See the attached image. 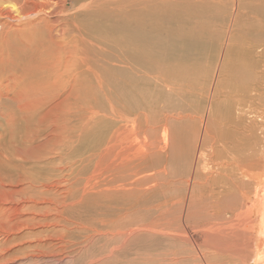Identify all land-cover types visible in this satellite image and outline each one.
I'll use <instances>...</instances> for the list:
<instances>
[{"label": "bare ground", "instance_id": "6f19581e", "mask_svg": "<svg viewBox=\"0 0 264 264\" xmlns=\"http://www.w3.org/2000/svg\"><path fill=\"white\" fill-rule=\"evenodd\" d=\"M159 63L186 94H173L156 139L111 99L90 97L72 127L46 123L51 112L36 125L23 109L19 143L15 114L0 112V264L33 244L61 256L77 231L88 245L111 243L104 259L160 235L205 240L228 264L247 253L264 264V0H0V94H132ZM150 155L163 156L153 170L142 165ZM170 184V207L143 217ZM190 207L199 232L179 216Z\"/></svg>", "mask_w": 264, "mask_h": 264}, {"label": "rangeland", "instance_id": "374dc122", "mask_svg": "<svg viewBox=\"0 0 264 264\" xmlns=\"http://www.w3.org/2000/svg\"><path fill=\"white\" fill-rule=\"evenodd\" d=\"M169 69L170 67L168 68L167 65H160L159 63L156 67H153L150 70H144V77L140 86V90L132 94L129 93V91L128 94L127 92H122L121 94H54L52 90L48 91V94H27L26 96H24L25 94H0V112L2 114H7V112L9 113L11 111L15 114L17 118L16 124L18 122L15 129L17 135L16 143H19V132H21V129L23 128V122L21 121V116L19 115H21L20 113L23 109L32 114L35 113V118L39 117L43 113L51 112L53 118L46 119L45 121H48L46 123L54 121L58 124H63V126L72 127L80 121H84L82 119H85L83 118V115L87 110L88 103L92 104L90 97H93L99 101H103L104 103L111 99L116 102V109L123 114L130 115L131 117H136V115L140 114L142 124L145 125L148 130L151 129V134L153 135L154 139H156L157 137H160V135L155 131V129L161 127L160 130H162V127H165L163 121H168L170 115L173 113L176 102L173 94H186V86L184 84H182L180 92L176 93L174 90L172 91V88H175ZM49 92L52 94H49ZM12 96L14 97L12 98ZM66 105L69 108L66 109L68 113L65 116L63 111ZM106 106L108 107V103H106ZM3 118L4 117L0 116V135L4 134L7 127V121H5ZM38 119L39 118L34 119L33 122L37 121ZM45 121H43V124ZM35 124L42 125V122H35ZM33 125L31 124V126ZM32 130H34V126ZM4 139L5 143H8L10 138L5 137ZM22 146L27 145L24 143ZM158 149L162 150V146L159 145ZM162 161V155L159 157L150 155L142 161V165L149 170H153L156 169V167L159 166ZM167 163L170 166L172 165L168 161ZM172 192L173 186L171 184L166 187H161L159 185L151 194L149 204L146 207L141 208L142 216L144 217L147 212L151 210L159 211L160 208L170 207L172 203ZM179 216L183 217L184 224L187 225L191 230L193 229L199 232L205 227L204 220H201L200 224L199 215L195 213L194 207L185 208V210L181 209ZM82 225L83 227H86V223L83 222ZM176 226V224H160V227L164 228L165 230L174 228ZM48 230L51 231V229ZM84 233L85 231L82 233L77 231L78 236L73 234L74 236L70 235V237H67L70 241L74 242L75 246L58 254H62L61 256L55 257V255L50 253L49 245L43 243L40 244L38 248L36 244L31 245L32 247H28L27 245L26 247L28 248L23 246L24 248H19V250L18 247H15L16 249L10 253L11 257L9 259L16 258V260H22L21 262L14 264H88L90 260L97 259L101 261L97 264H228L226 261L221 262L217 258H213L211 256L212 246L209 250H207L204 247L206 244L205 240L181 244L178 240H170L160 235H144L142 236L140 242H131L124 253L116 254V257L113 259H104V254H106V251L111 243H109L107 240V242H105L103 238H100L97 241L94 240L92 245L91 243L88 245L84 242V239H82L83 235L86 234ZM40 235L46 236L47 233ZM249 236L253 241L252 235L249 234ZM78 237H80L81 240ZM208 242H215L219 244L218 241ZM16 243L14 246L17 245ZM75 247H77V249ZM23 250H25L24 253L27 255L32 254L31 257H29L30 259H25L21 253ZM252 250L254 251V245ZM37 254L39 256L41 255V257H39ZM247 254L250 255L251 259L246 264H256V253L255 256L250 253ZM262 254L264 255V251Z\"/></svg>", "mask_w": 264, "mask_h": 264}]
</instances>
